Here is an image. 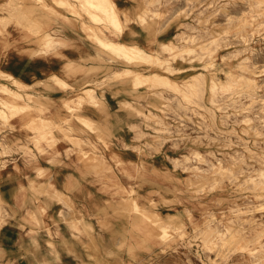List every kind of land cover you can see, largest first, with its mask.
Masks as SVG:
<instances>
[{
    "label": "rangeland",
    "instance_id": "obj_1",
    "mask_svg": "<svg viewBox=\"0 0 264 264\" xmlns=\"http://www.w3.org/2000/svg\"><path fill=\"white\" fill-rule=\"evenodd\" d=\"M17 2L55 15L62 10L88 23L84 29L111 55L96 59L105 68L100 70L109 71L97 85L111 80V73L112 80L130 82L134 101L122 106L142 118L137 140L147 154L163 150V168L131 170L130 215L120 204L97 217L96 227L84 218L65 219L77 230L83 224V248L68 249L74 260L264 264V0H135L124 26L133 20L144 29L149 54L138 60L116 55L98 40L122 30L113 0L9 3ZM5 23L0 18V26ZM34 29L52 43L43 26ZM119 67H126L120 75ZM92 87L77 104H67L72 112L85 97L100 103ZM31 89L0 72V130L15 117L28 116L36 144L48 135L51 144L54 126L42 117L41 96ZM13 91L22 95L19 100ZM86 119L79 120L92 128ZM51 245L52 260L60 261ZM24 251L41 253L36 244Z\"/></svg>",
    "mask_w": 264,
    "mask_h": 264
},
{
    "label": "crops",
    "instance_id": "obj_2",
    "mask_svg": "<svg viewBox=\"0 0 264 264\" xmlns=\"http://www.w3.org/2000/svg\"><path fill=\"white\" fill-rule=\"evenodd\" d=\"M10 1L0 0V18L6 21L0 26V72L13 75L41 96L37 108H45L42 117L53 124L56 140L50 144L48 135V140L36 144L28 116L15 117L0 130V151H6L0 156V264H80L68 249L83 248V224L77 230L65 219L84 218L96 227L97 217L120 204L130 215L131 170L163 168V150L147 154L137 140L142 118L122 106L134 101L130 82L112 80L111 73V80L97 85L109 71L104 72L96 59L111 55L84 29L87 22L62 10L67 17ZM113 2L122 30L115 37L107 31L110 40L146 50L144 29L133 20L124 26L135 0ZM34 24L51 34L50 45L44 41L45 33L35 32ZM89 86L100 103L85 97L72 112L67 104H77ZM80 118L89 119L92 128ZM88 236L97 240L96 234ZM51 243L60 261L52 260ZM35 244L41 253L24 251Z\"/></svg>",
    "mask_w": 264,
    "mask_h": 264
},
{
    "label": "bare ground",
    "instance_id": "obj_3",
    "mask_svg": "<svg viewBox=\"0 0 264 264\" xmlns=\"http://www.w3.org/2000/svg\"><path fill=\"white\" fill-rule=\"evenodd\" d=\"M38 1V0H37ZM91 1V0H90ZM102 1V0H101ZM93 2V1H92ZM59 3V2H58ZM99 2H97L98 4ZM101 3V2H100ZM61 5V4H60ZM102 5V4H101ZM100 5V6H101ZM99 6V4H98ZM101 10V9H100ZM101 15V14H100ZM99 15V16H100ZM113 15V14H112ZM96 27V26H95ZM33 28V27H32ZM36 30V29H35ZM38 30V29H37ZM34 31V30H32ZM35 33V32H34ZM100 33V32H99ZM98 38V36H97ZM99 42L102 44V45H105L107 47H109L110 51L115 53L116 55H122V56H125V57H129L131 58L132 60L135 59V60H138V59H141V57L145 56V55H148L149 53L143 49L142 47H139L137 45H129V44H125L123 42H119V41H115V40H107V39H104L102 37L98 38ZM139 57V58H138ZM125 70V69H124ZM124 70L122 71H119L117 74L120 75ZM154 75V74H153ZM152 75V76H153ZM156 75V74H155ZM143 76V75H141ZM150 76V75H149ZM148 76V78H149ZM138 77V76H137ZM151 77V76H150ZM141 78V77H139ZM159 78V76H158ZM162 78V77H161ZM156 79H157V76H156ZM160 79V78H159ZM168 79V78H167ZM141 80V79H139ZM148 80V79H147ZM165 80V79H164ZM219 80V79H218ZM217 81V80H216ZM164 82V81H163ZM224 87V86H223ZM13 90V89H12ZM10 91V90H9ZM14 92V91H13ZM16 93V99L19 100V98L22 96L20 93H18L17 91L14 92V94ZM12 94V95H14ZM11 95V96H12ZM10 96V97H11ZM15 96V95H14ZM15 98V97H14ZM10 101V100H9ZM13 101V100H12ZM15 102V101H14ZM25 109V108H24ZM81 119V118H80ZM87 120V119H86ZM88 121V124H91ZM86 122V121H85ZM31 123V122H30ZM93 125V124H92ZM70 139V138H69ZM71 142V141H70ZM264 184V183H263ZM257 186V185H256ZM133 204V203H132ZM134 210V209H133ZM211 236V235H210ZM166 237V236H165Z\"/></svg>",
    "mask_w": 264,
    "mask_h": 264
}]
</instances>
